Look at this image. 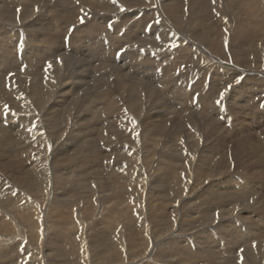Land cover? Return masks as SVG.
<instances>
[{"label": "rangeland", "instance_id": "1", "mask_svg": "<svg viewBox=\"0 0 264 264\" xmlns=\"http://www.w3.org/2000/svg\"><path fill=\"white\" fill-rule=\"evenodd\" d=\"M180 1L182 2V4L183 3L186 4L189 0H180ZM230 1L235 2L237 0H230ZM84 8L86 9V11H89V12L92 10L91 6L84 7ZM242 16H244L243 19L247 21L246 27L249 26V28H247L246 31L248 33H252L254 31L255 33L256 32L258 33V30L256 29H259L260 26L258 27V26L249 25L250 22L252 23L257 22L256 21L257 18H254L253 19L254 21L253 20L251 21L250 19L253 17L249 15H245V14H243ZM236 22L237 21H235L234 23ZM241 27L243 26H241L240 24V26L236 28V30H238L239 32L238 35L241 34V38H239V40H233L232 42L234 43L233 49L236 51L234 52L236 53L235 56H237V58H239V60H242V61H244V59L245 60L249 59V62L251 63L252 68L253 67L254 69L256 68L253 75L256 77L258 76L259 78V79L258 78L254 79L252 74H248L247 78H244V77L241 78L238 81L239 83L238 86L240 85L239 86L240 88L246 89L247 86L251 87V84H257L258 82H260L261 77L264 78V74L262 75L260 73L264 71V60H263L264 59V47H263L264 40L259 39L260 41L257 40L258 42L257 41L255 42L257 43V46L259 43V46H258L259 49H257V54L258 55L261 54L260 55L261 58H260L258 55H255L253 51L255 50L254 46L252 47L249 46V44H254L253 41L241 43L244 37L243 34L241 33L243 32V30L239 29ZM229 28L231 29V31H233L234 29L233 27H229ZM196 31L198 32V30ZM262 33L263 32L261 33L259 32V34H262ZM255 35H254V39H255ZM224 38H227V42H228L229 36L227 35V37H224ZM6 40L8 42L7 43L8 46H7V49H3V54L4 55L7 53L15 54V48H14L15 46L13 44V43L17 44L15 37H9L7 35ZM141 42H144V41L136 40L129 45L122 46L120 51L118 52L117 57L121 58L128 51L132 50L135 46L139 45ZM160 45L161 44H159L158 47H160ZM261 48L263 50H261ZM233 49L232 47H229L228 50L230 51ZM243 50L245 52L244 56L246 57L244 56L239 57V53L242 52ZM207 52L211 55L209 50ZM227 56H228V60L230 59V61H233L232 56L230 55H227ZM256 56L260 58V62L257 65L256 63H254L255 62L254 57ZM77 57L80 59H78ZM214 57L215 58L217 57L218 59L219 55H215ZM74 59L75 60L70 61L71 62L70 64L69 63L67 64L66 70L68 72L66 71L67 73L66 72L65 73L67 75L74 73V70L77 67L78 68L76 70H79L80 73H86L84 68L89 67V64H88L89 60L88 59L86 61L82 60L83 59L82 55H76ZM228 60H225V61L230 62ZM207 61L208 60L200 61V65H202L203 63L202 67L205 69L203 72H205L204 74H206L205 77H207V79H205L203 75L198 76L199 78L195 76L196 78L194 77V79H197V78L205 79L207 81L211 78L210 77L211 74H209V72L208 73L206 72L209 69V65L208 66L206 65ZM242 61L241 62L238 61V62H239V65H241V67H244L242 65H244L245 63H242ZM84 62L87 64L84 65L83 64ZM189 65L191 66L190 63L185 64V66L183 64L181 65V67H177L176 71L181 69L182 71L181 70H179L180 72L178 71L179 73H181L184 71L183 69L186 70L189 67ZM245 65H247V63ZM113 67H115V65ZM207 67L208 69H206ZM97 68L98 66L96 67V69ZM246 68L247 67H245V69ZM36 69L37 68L33 67V68H29L28 71L33 76L37 77L39 72L36 71ZM212 71L213 69L211 70V73ZM226 71L228 74V78L235 74V72H233L232 70L228 69ZM25 72H26L25 70H22L23 74ZM110 73H112V71L108 68L107 70L97 72L96 75L90 76L89 79L92 82H95L98 77L102 78V76L106 74L109 75ZM119 73H124V72L121 69L119 70ZM173 73L174 72L169 73L167 77L163 79L162 83H158V85H155V87H154V84H150V87H152L155 92L156 98L158 97L157 98L158 101L160 100L161 101L158 102L159 104L155 103L154 105H151L149 110L151 111L152 107L154 106L158 107V118L159 117L160 118L159 119L155 118L156 121H154L152 119H149L147 115H144L142 118V121L139 124V128L137 129L140 132H132L133 135H128L127 137L125 135L124 139L121 140L123 143L117 145V146H120L121 149L123 148V145H125L124 146L126 148L125 151L131 150V153H132V151L135 150L134 143L138 142L139 144L136 153L138 154V157L141 160L135 161V160H132L131 157H129L127 158V160L124 161V163L127 165H131L129 166L130 170L126 173L123 171V169L117 170V171H121L122 173L127 174L125 177L123 176L122 173L120 174L116 172L113 168H112L113 171H111L112 169L109 170L111 171L110 172L112 176L111 178H107L105 172L104 174H99L97 176L94 175L96 172L98 173L102 170L101 168H98V166L96 168L95 165H98L97 163H100V165H102L101 160L103 159L105 152H102L103 154L101 152L99 154L97 153L98 156L96 155L93 157L94 159L96 158L97 162L94 166L91 167V169L90 167L87 168L89 173L86 172L83 175L85 176L83 177V179L81 178L83 181L82 180L78 181L77 180L78 175H76L75 173L71 174L67 172L68 171L67 167L69 168L71 167V165L70 164L65 165V164L69 163V161L64 162L65 159L64 157L61 158L62 157L61 155L55 156L56 160L55 159L53 160L52 155L50 154L47 156L49 157L48 158L49 165L53 166L56 171H61L63 173V179L68 177L66 179L69 181V183H64V181H62L61 184L60 182L57 183L59 185H53L49 177L48 167H47V170H48L47 181L38 182L37 180L34 179L33 175L30 173L31 172L30 168H32L31 163H34V160L36 161L38 160L33 157V155H35L34 154L35 151L38 148V152H39L41 147L38 146L35 150L31 151L32 147L29 146L30 150H28L27 152V150L25 151V148H21L25 145L17 147L14 145V143H12V141H4L2 139V136L0 135V192H2V195L0 196V264H21V263L22 264H27V263L28 264L29 263L31 264H39V263L40 264H78L79 262H81L82 264H104V263L106 264L107 263L109 264H113V263L114 264H210V263L211 264H228V263L229 264H235V263L236 264H250L251 262H252L251 264H264V249H262L264 248V241H263L264 240V237H263L264 235L263 234L264 233V173H263L264 172V83H262V89L260 91L253 92L252 90H250L247 93L248 94L247 98H243V100L241 101L237 98L230 99L229 97L228 99L226 95H224L223 99L224 100L226 99L225 100L226 103L224 102L225 103L223 105L224 113L222 115H219L216 112L211 113V111L209 110L202 111L200 114L194 112L191 114L192 116L188 115V116H191L189 117V121L191 119L193 120L194 122L193 125L195 126V128L190 127L191 128V132H190V130H187L185 126V129L187 130L185 132L183 131L185 129L183 130L181 129L185 125V122L188 116H186L183 113H180L178 111V108L176 109L172 107L170 99L168 98L166 93H164L163 83L165 82L168 83L169 82L168 78L171 77ZM128 77H130V75H128ZM218 78L222 80V78L224 79L225 77L222 74V76ZM30 79L31 78L27 80L29 82H26L27 83L26 85L28 86L30 85L29 84ZM111 80L112 82H116L118 79L116 78L115 75H112ZM140 82L142 83V81ZM225 83H226V80L224 81V85L222 86L221 92H223L224 88H226ZM185 84H187V89H188L190 88L192 83L189 85L188 81H186ZM228 88H230V85L228 86ZM211 89H215V87H212ZM230 90L233 93H235L234 95L235 97H237L238 94L239 95L241 94L240 92H238V88H236L235 90H232L230 88ZM159 91L160 92L162 91V92L159 93ZM214 91L215 90H210V92H214ZM70 94L69 93L65 94L68 100L72 98ZM86 95L87 94L83 92L80 94V97H86ZM159 96L161 97V99ZM57 97L58 96H56V98ZM247 99L249 102L247 101ZM35 100L36 98L30 97V101L33 104L35 103ZM244 100L246 101V103H244L245 102ZM71 101L74 102V99L72 98ZM162 101L164 102L162 103ZM53 103L55 104V101H53L51 105L50 104L48 105L50 111L54 112L57 108L69 111L68 107L70 106V103L68 101L64 100V101L58 102L56 107H54ZM97 104L98 102L97 103L93 101L90 102V105L94 107V109L98 110ZM165 107L166 109H164ZM170 107L172 108L175 114H172L173 112L172 110H170ZM165 111H167V114ZM253 111L255 114H253ZM163 112L166 115L165 117L162 116ZM227 113L231 115H228ZM84 114L91 115V112L90 114L87 112ZM230 118H232V121ZM92 119H93V122H95V124L97 125H99L102 122L101 121L102 117L100 118L97 117V120L95 119V117H92ZM48 120L49 119L47 118L45 119L46 122H48ZM225 121L227 123H225ZM82 122L83 124L87 123L86 120L80 121L81 124ZM172 125H175V126H172ZM44 131L50 132V130L47 129V125H45ZM133 138H134V141H133ZM85 141H88V143L97 142V141L91 140L90 137L85 138ZM45 143L47 145L46 139H45ZM86 146H89V145H86ZM99 146L101 149H103L100 144ZM46 147L48 148V145ZM80 148H83V147L82 146L75 147V148H72V150L80 149ZM95 152H97V150ZM38 155H41V154H38ZM135 155L136 154H134L133 156ZM29 158L31 159L29 160ZM80 159H78L77 163H79V161L83 162V160H85V158L83 159L80 158ZM98 160L100 162H98ZM60 163L63 164V166H61ZM137 164L138 165L140 164V166L142 165V169L145 168L143 172H141L140 170L135 171V168L133 166H136ZM84 169L86 170V167ZM90 170L93 171V173H91ZM65 172L68 175L65 176L64 175ZM90 174H91V177H90ZM134 174L136 175V177ZM92 176L94 177L92 178ZM118 176L121 178H119ZM92 179H94L95 181ZM228 180L230 182H228ZM84 181L85 183L91 181L90 190H87L85 188H83L84 189L83 190L81 187L79 189V185L81 186L80 183H84ZM96 181H98L99 183L97 184ZM100 182H102L103 184H101ZM139 185H142V186H139ZM105 186H107V188ZM109 186H110V190H109ZM125 188L126 189L128 188V189L126 190ZM231 188L233 189L231 190ZM240 188L247 189V193H248L247 197H242V195L238 193L239 191L241 192ZM52 189L55 192L54 195L58 196L56 199L51 197ZM81 191L86 192V193H82ZM102 191L104 192L102 193ZM94 192L97 194H95ZM218 192H221L222 194ZM75 194L78 196V198H76ZM187 194L189 196H187ZM238 194H240L239 197H238ZM170 195H172L173 198H171L172 196ZM194 195L195 196L197 195V196L195 197ZM227 195L229 196L230 199L228 198ZM94 196L97 197V199ZM218 197H219V200H218ZM188 199L191 200V202H189ZM194 199L196 200L195 203H193ZM90 200L92 201L91 204L89 203L91 202ZM219 201L222 203L219 204L220 203ZM125 202L127 203V205ZM35 205L37 206V208ZM31 206L33 207L32 209L30 208ZM70 206L71 207L76 206L77 210H75V208L73 209V207L72 209L69 208ZM123 206H124V209H123ZM64 208H66L65 210L67 211L65 210L63 211ZM147 208H149L148 211L146 210ZM123 210L125 212H123ZM240 210H241V213H240ZM95 212L97 214H95ZM198 214L200 217L198 216ZM99 218H100V221H99ZM29 220H31V222L33 220L34 221L33 223H31ZM101 220H103L104 223ZM130 220L133 223H130ZM13 221H15L16 223ZM108 221L110 222V224ZM117 222L119 223L118 224L119 226L117 225ZM138 223L140 224L138 225ZM13 224H15L14 225L15 228L13 227ZM32 224L34 226H32ZM35 224L38 226H36ZM181 224L183 225L181 226ZM49 225H51V227H54V228L51 229ZM108 225L113 226L114 229L113 227H108ZM153 225L155 226L154 228L156 229L153 228ZM205 225L206 227H204ZM137 226H140V227L137 228ZM183 226L184 228H182ZM240 226H242V228ZM247 226L250 227L249 228L250 231L249 229H247ZM73 227H75L76 229L75 228L73 229ZM173 227H176V228H173ZM200 227H202V229H200ZM253 227H256V228H253ZM118 228H122V229H118ZM197 228L200 229L198 232H196ZM234 228L235 229L239 228L240 230H243V232L246 233L247 239L246 237L243 240H239V241H237L236 238L234 239L233 237L234 233L231 235V231ZM251 228H253L254 231ZM13 231L14 233H12ZM98 232L102 234L101 235L97 234ZM250 233H252L254 236H258V239H253L250 236L252 235ZM82 235L84 238L82 237ZM15 236H16V239H13L15 238ZM123 236L125 238H123ZM40 239L43 240L45 243L41 241ZM115 239L116 241H114ZM147 239L150 240V242ZM206 239L211 240V242L207 241ZM182 240H184V242ZM200 240L202 241V244ZM5 243H8V244H5ZM18 243L23 244L22 248H20V245L18 248V245H17ZM73 243L77 246H75ZM250 243L253 246L252 250L254 253L253 252L252 253L256 254L254 256L253 254H251L250 256L246 251V249L250 248L251 246ZM256 243H258L259 246ZM68 245H70L71 247ZM172 245L173 247H171ZM147 247L150 249H148ZM237 247H238V250H236ZM17 249H20V250L17 251ZM17 252H21L20 253L21 256L19 253L17 254ZM106 252L110 254L108 255ZM125 252L127 253L128 256L125 254ZM205 255H207L208 257ZM113 259L114 260L116 259V260L114 261Z\"/></svg>", "mask_w": 264, "mask_h": 264}, {"label": "bare ground", "instance_id": "2", "mask_svg": "<svg viewBox=\"0 0 264 264\" xmlns=\"http://www.w3.org/2000/svg\"><path fill=\"white\" fill-rule=\"evenodd\" d=\"M237 2H239V3H237ZM186 4H188V5H186ZM186 4L185 3L182 4V2L180 0H0V135L2 136V139L4 141H12V143H14V145L17 147L25 145L21 148H25V151L27 150V152H28V150H30L29 146L32 147L31 151L35 150L38 146L41 147L39 152H38V148H37V150L34 153L35 155L32 154L35 159H38L37 161L34 160V163H31L32 168H30L31 169L30 173L33 175L35 180H37L38 182L39 181L40 182L47 181V179H48L47 167H48L49 168V177H50L51 183L53 185H59L57 183L60 182V184H61L62 181H64V183H69V181L66 179L68 177L63 179V173L61 171H56L53 166L49 165V161H48L49 157H47V156L50 154L52 155L53 160L54 159L56 160L55 156L61 155L62 156L61 158L64 157V159L66 160L65 161L63 159L64 162L69 161V163L65 164V165H69V164L71 165V167H69V168L67 167V170H68L67 172L71 173V174L75 173L76 175H78V178H77L78 181L82 180L83 177H85L83 175L86 172L89 173V171L87 170L88 167H90V169H91V167L96 164L97 160H96V158L94 159L93 157L96 155L98 156V154L100 152L101 153L105 152L103 159L101 160L102 165H100V163H97L98 165H95V167L97 168V166H98V168H101L102 170L98 173L94 172L95 173L94 175L97 176L99 174H104V172H105L106 177L111 178L112 176H111L110 172L113 171V169L120 174L122 172L117 171V170L123 169V171L125 173L128 172L130 170L129 166H131V165L125 164L124 161L127 160V158H129V157H131V159L135 160V161L141 160V159H139L138 154L136 153L139 144H138V142L134 143V147H135L134 149L135 150L132 151V153H131V150L125 151L126 150V148L124 147L125 145H123L122 149L120 146H117V145L123 143L121 140L124 139L125 135L127 137L128 135H133L132 132H140L137 129L139 128V124L142 121V118L144 115H147L149 119L156 121L155 118H158V107H156V106L152 107L151 111L149 109H150L151 105H154L155 103L159 104L158 102H160L161 100L158 101V99H157L158 97L156 98L155 92H154L153 88L150 87V84H154V87H155V85H158V83H162L163 79L166 78L167 75L171 72H174V73H173V75H171V77L168 78L169 82L168 83L165 82L166 84L163 83L164 93H166V95L170 99L172 107H174L176 109L178 108V111L180 113L185 114L186 116L191 115L194 112L200 114L202 111H205V110H209V111H211V113L216 112L217 114L222 115L224 113L223 112V110H224L223 105L226 103L225 102L226 99L225 100L223 99L224 95H226V97L228 99H229V97H230V99H236L237 98L241 101V100H243V98H247V96H248L247 93L250 90H252L253 92H258L262 89V83H264V78H262V77H261L260 82H258V83L256 82L257 84H251V87L247 86L246 89L240 88L239 87L240 85L238 86V84H239L238 81L243 77L247 78L248 74L253 75L256 68L255 69H254V67L252 68L251 63L249 62V59H247V60L244 59V61H242V60H239V58H237V56H235L236 53H234V52H236V51L233 49L234 43H232V42H233V40H239V38H241V34L238 35L239 32H238V30H236V28H238L241 24V26H243V27H241L239 29L243 30V32H241V33L244 36L241 43L253 41L254 44H249V46L250 47L254 46L255 50H253V51H254L255 55H258L257 49H259L258 48L259 43L257 46V43H255V42L259 39L264 40V0H237L235 2L230 1V0L229 1H227V0H215V2H213V0H189ZM236 4H238V5H236ZM89 6L92 7V10L90 12L86 11V9L84 8V7H89ZM243 14L253 17L250 19L251 21L254 18H257V20H256L257 22H253V23L250 22L249 25L250 26H258V27L260 26L259 29H256V30H258V33L257 32L255 33V31L252 33H248L246 31V29L249 28V26L246 27L247 21L243 19V17H244V16H242ZM235 21H237V22L234 23ZM229 27H233L234 28L233 31H231V29ZM216 28H217V30H216ZM196 30H198V32ZM259 32L260 33L263 32V33L259 34ZM7 35L9 37H15L17 44L13 43L15 46L14 47L15 48V54H8L7 53V54H5L6 55L5 56L3 54V49H7V46H8L7 45L8 42L6 40ZM227 35L229 36L228 42H227V38H224V37H227ZM235 35H236V37H235ZM254 35H255V39H254ZM179 38H180V40H179ZM136 40H142L144 42H141L143 44L140 43L139 45L135 46L130 51L127 50L128 52L126 51L127 53L124 56L121 55L122 56L121 58L117 57L118 52L120 51L122 46L129 45ZM159 44H161L162 47H161V45H160V47H158ZM173 45H175V47H173ZM229 47H232L233 50L229 51L228 50ZM208 50L210 51L211 55L207 52ZM261 50H263V49L261 48ZM212 53L215 55H219L218 59H217V57L215 58L214 57L215 55H213ZM258 53H259V51H258ZM76 55H82L83 56L82 60H84V61H86L88 59L89 60V62H88L89 67L87 68L84 66L85 67L84 70L86 71V73H80L79 70H76L78 68L76 65L77 68L74 70V73L67 75L66 74L68 72L66 70L67 64L68 63L70 64L71 60H75L74 57ZM227 55L232 56L233 61H230V59L228 60ZM244 55H245L244 50L239 53V57H243ZM246 55H248V54H246ZM260 55L261 54H259L258 56L261 58ZM3 56H5V57H3ZM258 56L254 57V61H255L254 63H256V65L260 62V58ZM244 57H246V56H244ZM78 59H80V58H78ZM203 60H205V61L208 60L206 62V65L207 66L209 65V69H208V67L206 69H208L209 71L207 70L206 72L207 73L209 72V74H211V76L209 75L211 78L207 81L205 80V79H207V77H205L206 74H204L205 72H203L205 70L202 67L203 63H202V65H200V61H203ZM225 60H228L230 62H227ZM238 61L239 62L242 61V63H245V64L247 63V65L244 64V65H242L244 67H241V65H239ZM80 62H79V64H80ZM187 63H190L191 66L189 65V67L186 70L183 69L184 71L179 73L180 72L179 70H181V69L178 68L179 72L176 71L177 67H181V65H183V64L185 66V64H187ZM83 64L85 65L87 63L84 62ZM114 65H115V67H113ZM40 66H42V67H40ZM45 66H46V68H45ZM97 66H98V68L96 69ZM33 67L37 68L36 71L39 72L37 77L33 76L28 71L29 68H33ZM245 67H247V68L245 69ZM108 68L112 71V73H110L109 75L106 74V75L102 76V78L98 77L95 82H92L89 79L90 76L96 75L97 72L107 70ZM121 69L123 70L124 73H119V70H121ZM212 69H213V71L211 73ZM228 69L235 72V74L229 78H228V74L226 71ZM22 70H25L26 72L23 74ZM26 73H27V75H26ZM260 73L263 75L264 71L260 72ZM222 74L225 78L224 79L222 78V80H220L218 77L222 76ZM231 74H233V73H231ZM112 75H115L116 78L118 79L116 82H112V80H111ZM128 75H130L131 78L128 77ZM200 75H203V77L205 79H198L199 78L198 76H200ZM195 76L198 78L194 79ZM253 77H254V79L258 78V76L256 77L254 75H253ZM24 78H26V79L31 78L29 86L26 85L27 84L26 82H29V81H27L28 79L26 80ZM225 80H226V83H225L226 88H224V91L221 92L222 86L224 85ZM140 81H142V83ZM186 81H188L189 85L191 83L193 84V82L195 85L191 84V86H190V88H188L189 89L188 90L187 84H185ZM229 85H230V88L232 90H235L236 88H238V92H240L241 94L240 95L238 94V96L235 97L234 96L235 93H233L230 90V88H228ZM244 85H245V83H244ZM212 87H215V89H211ZM210 90H215V91L210 92ZM254 90H256V91H254ZM83 92L87 94L86 97H80V94ZM161 92L159 91V93H161ZM66 93H69V94L72 93L70 95L74 99V102L71 101L72 98H70L69 100L67 99V97L65 96ZM221 93H223V96H221ZM56 96H58V97L56 98ZM30 97L36 98L34 104L30 101ZM160 99H161V97H160ZM64 100L68 101L70 103V106L68 107L69 111H66V110H63L60 108H57L54 112L49 110L48 105L49 104L51 105L53 101H55V104L54 103L53 104H54V107H56L58 102H61ZM249 100H250V98H249ZM91 101H93L95 103L98 102V104H97L98 110L94 109V107H92L90 105ZM247 101H248V99H247ZM163 102L164 101H162V103ZM244 103H246V101ZM163 105H165V104H163ZM89 106H91V107H89ZM78 109H79V111H78ZM89 109H90V111H89ZM164 109H166V107ZM167 110H169V109H167ZM170 110H172L171 107H170ZM48 112H49V114H48ZM86 112L89 114L91 112V115L84 114ZM165 112L167 114V111H165ZM172 112H173L172 114H175L173 110H172ZM225 114H226V112H225ZM253 114H255L254 111H253ZM228 115H231V114H228ZM162 116L163 117L166 116L164 114V112H163ZM182 116H184V115H182ZM191 116H188V118L186 119L185 125L183 126V128L181 130L185 129V126H186L187 130H190V132H191L190 127L195 128V126L193 125V123H194L193 120L191 119L189 121V117H191ZM92 117H95L96 120H97V117H99V118L102 117V120H101L102 122L99 125H97V124H95V122H93ZM46 118L49 119L48 122L45 121ZM230 119L232 121V118H230ZM82 120L83 121L86 120L87 123L83 124V122H82V124H81L80 121H82ZM225 123H227V122L225 121ZM45 125H47V129H49L50 132L44 131ZM172 126H175V125H172ZM176 126H178V125H176ZM187 130L185 129L183 131L186 132ZM155 131H157V130H155ZM87 137H90L91 140L97 141V142L88 143V141H85V138H87ZM45 139L47 141L48 148L46 147L47 145L45 143ZM133 141H134V138H133ZM99 144L102 146L103 149L100 148ZM86 145H89L90 147L86 146ZM80 146H82L83 148L72 150V148L80 147ZM84 146H86V147H84ZM70 147H71V149H70ZM96 150H97V152H95ZM38 154H41V155H38ZM132 154L133 155L136 154V155L133 156ZM27 156H29V155H27ZM44 156H45V158H44ZM132 156H133V158H132ZM80 158H82V159L85 158V160H83V162L79 161V163H77L78 159H80ZM30 159L31 158H29V160ZM98 162H100V161L98 160ZM121 163H122V165H121ZM60 165L63 166V164H61V163H60ZM83 167L84 168L86 167L87 171ZM133 167L135 168V171L140 170L141 172H143L145 169V168L142 169V165L140 166V164L139 165L137 164L136 166H133ZM134 168H133V170H134ZM110 169H112V170L109 171ZM91 173H93V171H91ZM125 173H122L124 177L127 175ZM64 175L66 176L68 174L65 172ZM90 177H91V174H90ZM93 177L94 176H92V178ZM98 177H100V176H98ZM135 177H136V175H135ZM119 178H121V177H119ZM94 179H92V180H94ZM96 182H97V184L99 183L98 181H96ZM102 182H100V183L103 184ZM228 182H230V181L228 180ZM84 183H85V181H84ZM84 183H80L81 186L79 185V189L81 187L82 189L85 188L87 190H90L91 189V185H90L91 181H89L85 184ZM101 184H100V186H101ZM139 186H142V185H139ZM105 187L107 188V186H105ZM140 188H142V187H140ZM135 189H137V188H135ZM232 189L233 188H231V190ZM245 189L240 188L241 192L240 191L238 192L242 195V197H247V195H248L247 189H246V191H245ZM109 190H110V186H109ZM93 191H95V190H93ZM234 191H235V189H234ZM103 192L104 191H102V193ZM82 193H86V192H82ZM218 193L222 194L221 192H218ZM54 194H55V192L52 189V191H51L52 196L51 197L56 199L58 196H55ZM95 194H97V193H95ZM229 194H230V192H229ZM240 194H238V197ZM1 195H2V192H0V196ZM72 195H74V194H72ZM106 195H107V193H106ZM138 195H136V196H138ZM172 195H170V196H172ZM197 195H198V193H197ZM187 196H189V195L187 194ZM76 198H78L77 195H76ZM95 198L97 199V197H95ZM171 198H173V196ZM228 198H229V196H228ZM218 200H219V197H218ZM188 201L191 202V200H189V199H188ZM195 202H196V200L194 199L193 203H195ZM198 202H199V200H198ZM89 203L91 204L92 201ZM221 203L222 202H220L219 204H221ZM95 204H96V202H95ZM89 205H88V207H89ZM97 205H98V203H97ZM126 205H127V203H126ZM72 207L70 206L69 208L72 209ZM127 207H129V206H127ZM30 208L32 209L33 207L31 206ZM36 208H37V206H36ZM74 208H75V210H77L76 206L73 207V209ZM65 209L66 208H64L63 211ZM90 209H92V208H90ZM123 209H124V206H123ZM148 209L149 208H147L146 210L148 211ZM98 210H99V208H98ZM210 210H211V208H210ZM11 211H13V210H11ZM65 211H67V210H65ZM134 211H136V210H134ZM139 211H140V209H139ZM227 211H228V209H227ZM233 211H232V213H233ZM96 212H97V210H96ZM96 212H95V214H97ZM123 212H125V211L123 210ZM208 212H209V210H208ZM215 212H217V211H215ZM24 213H25V211H24ZM240 213H241V210H240ZM95 214H94V216H95ZM121 214H123V213H121ZM198 216H199V214H198ZM14 217H16V216H14ZM103 220H101V221L103 222ZM167 220H168V218H167ZM15 221H16V219H15ZM15 221H13V222H15ZM29 221L31 222V220H29ZM33 221L31 223H33ZM99 221H100V218H99ZM96 222H97V220H96ZM130 223H133V222H131V220H130ZM109 224H110V222H109ZM118 224L119 223L117 222V225ZM139 224L140 223H138V225ZM14 225L15 224H13V227H14ZM182 225L183 224H181V226ZM32 226H34V225L32 224ZM36 226H38V225H36ZM49 226L51 227V225H49ZM140 226H137V228ZM208 226H210V225H208ZM242 226H240V227L242 228ZM75 227H76V225H75ZM75 227H73V229ZM108 227H113V226L108 225ZM154 227L155 226L153 225V228ZM204 227H206V225ZM53 228L54 227H51V229H53ZM122 228H118V229H122ZM173 228H176V227H173ZM178 228H180V227H178ZM182 228H184V226ZM182 228H181V230H182ZM239 228L238 229L234 228L231 231V235L234 233L233 237H234V239L236 238L237 241L243 240L246 237V233H244L243 230H240L241 228L240 229ZM249 228L250 227L247 226V229H249ZM253 228H256V227H253ZM253 228H251V229L253 230ZM113 229H114V227H113ZM142 229H144V228H142ZM154 229H156V228H154ZM157 229H159V228H157ZM200 229H202V227H200ZM200 229L197 228L196 232H198ZM260 229H262V228H260ZM54 230H56V229H54ZM138 230H137V232H138ZM181 230H180V232H181ZM233 230H235V231H233ZM249 231H250V229H249ZM50 232H51V230H50ZM92 232H94V231H92ZM100 232H98L97 234H100ZM102 232H103V230H102ZM12 233H14V231ZM45 233H46V231H45ZM139 233H141V232H139ZM250 234H252V233H250ZM22 235H24V234H22ZM250 236L253 239H258V236H254L253 234ZM82 237H83V235H82ZM263 237H264V235H263ZM77 238H79V237H77ZM99 238H101V237H99ZM123 238H125V237L123 236ZM199 238H201V237H199ZM13 239H16V236ZM246 239H247V237H246ZM41 241H43V240H41ZM114 241H116V239ZM148 241L150 242V240H148ZM182 241L184 242V240H182ZM207 241L211 242V240H207ZM257 242H258V240H257ZM19 243L17 244L18 248H19V245H20V248H22L23 244L22 243L19 244ZM5 244H8V243H5ZM201 244H202V241H201ZM256 244L258 245V243H256ZM68 246H70V245H68ZM75 246H77V245H75ZM147 246H149V245H147ZM248 246H250V245H248ZM10 247H12V246H10ZM171 247H173V245ZM252 247L253 246L251 244L250 248L248 247L249 249H246L247 253L250 256H251V254L254 253L252 250L253 249ZM148 249H150V248H148ZM229 249H231V248H229ZM262 249H264V248H262ZM18 250H20V249H17V251ZM236 250H238V247ZM236 250H235V252H236ZM192 251H193V249H192ZM224 251H226V250H224ZM18 253L20 254L21 252H17V254ZM34 253H35V251H34ZM106 253L108 255L110 254L108 252H106ZM209 253H210V251H209ZM17 254H15V255H17ZM125 254L127 255L126 252H125ZM128 254H130V253H128ZM207 255H205V256H207ZM254 255H256V254H253V256ZM20 256H21V254H20ZM209 256H210V254H209ZM249 258H251V257H249ZM27 259H29V258H27ZM204 260H205V258H204ZM207 260H208V258H207ZM129 262H131V261H129ZM79 263H81V262H79ZM220 263H221V261H220ZM29 264H31V263H29ZM104 264H106V263H104ZM107 264H109V263H107Z\"/></svg>", "mask_w": 264, "mask_h": 264}, {"label": "snow or ice", "instance_id": "3", "mask_svg": "<svg viewBox=\"0 0 264 264\" xmlns=\"http://www.w3.org/2000/svg\"><path fill=\"white\" fill-rule=\"evenodd\" d=\"M213 2H215V0H213ZM173 47H175V45H173ZM50 66V65H49ZM221 96H223V93H221Z\"/></svg>", "mask_w": 264, "mask_h": 264}]
</instances>
